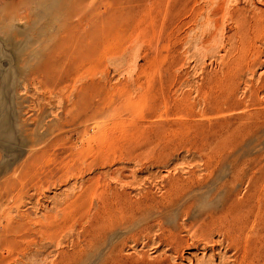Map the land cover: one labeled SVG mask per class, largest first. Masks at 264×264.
I'll return each instance as SVG.
<instances>
[{
    "label": "rangeland",
    "instance_id": "obj_1",
    "mask_svg": "<svg viewBox=\"0 0 264 264\" xmlns=\"http://www.w3.org/2000/svg\"><path fill=\"white\" fill-rule=\"evenodd\" d=\"M188 1L0 0V264L234 263L194 216L231 177L264 204L219 108L264 99V0Z\"/></svg>",
    "mask_w": 264,
    "mask_h": 264
},
{
    "label": "bare ground",
    "instance_id": "obj_2",
    "mask_svg": "<svg viewBox=\"0 0 264 264\" xmlns=\"http://www.w3.org/2000/svg\"><path fill=\"white\" fill-rule=\"evenodd\" d=\"M188 2V0H153V7L155 14L162 18L161 22L163 25L164 19L170 20L180 12L186 11ZM177 6H181V9L179 7L177 8ZM262 38L264 40V37ZM246 69H252V65L248 63ZM224 89L225 87L219 93L220 111H233L236 109H244L242 111H245L242 113V116L236 119L228 120L225 123L221 122L222 125L220 128L225 137L232 140L246 137L251 141L257 140L258 142L264 143V139L259 136L264 131V99H259L256 94H252L248 97L247 107L245 105L242 108L244 103L242 105L233 98L229 99ZM228 179L220 183V185L218 184V188L222 190L219 194H217L218 188L216 187L214 193L209 192L206 195V198H209V200H213V198L217 200L216 195H219L217 196L219 197V203L197 212L194 217L197 218L198 227L202 231L208 230L209 235L215 234L219 236L220 241L218 242H220V246L226 251H234L236 260L233 264H264V228L261 229L264 224V218H258L261 210L264 215V204L262 206L258 198L254 210L251 206L241 205L240 201V203H237L233 188V177ZM203 185L198 183L195 187L201 189ZM252 215L256 216L255 218L253 217V220L251 219ZM191 225L195 226L196 224ZM200 237L203 242H208V235H202ZM204 247L206 248L207 244H204Z\"/></svg>",
    "mask_w": 264,
    "mask_h": 264
}]
</instances>
